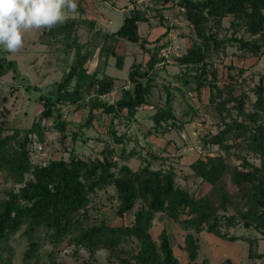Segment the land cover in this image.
Returning <instances> with one entry per match:
<instances>
[{
  "label": "trees",
  "instance_id": "trees-1",
  "mask_svg": "<svg viewBox=\"0 0 264 264\" xmlns=\"http://www.w3.org/2000/svg\"><path fill=\"white\" fill-rule=\"evenodd\" d=\"M77 4V14L64 24L37 31L36 40L48 56L47 66L62 73L40 92V115L27 126L0 120V175L9 183L0 200V264H56L63 245L72 247L83 264H108L97 257L99 251H105L106 260L115 264H180L168 221L183 232L181 248L187 264H211L200 253L203 231L224 240L245 241L251 264H260L256 259H264V252L258 251V238L231 235L229 229L242 225L264 233V75L252 89L255 97L251 99L244 85L247 79L242 78L245 68L230 63L227 82L220 85L212 58L227 45H235L242 58L264 53V0H181L190 27L189 43L185 53L171 58L181 67L176 77L182 85L164 86L166 99L163 104L154 103L149 132L165 134L199 116L191 103L181 115L176 114L174 90L184 99L187 89L197 97L207 89L208 103L218 120L216 130L208 131L201 145H217L219 153L205 154L190 164L192 176L209 184L197 194L178 183L175 167L167 164L166 157L150 151L148 157H141L135 149L127 152L124 135L113 126L109 132L114 144L106 143L93 157L71 152L68 159L33 161V146L45 142L47 131H57L64 144L69 136L76 140L79 128L92 126L103 114L111 120L121 113L134 118L151 104L157 66L167 59L162 50L169 41H150L140 31V24L149 21V11L124 12L121 25L111 31L88 16L86 0ZM155 16L165 22L162 10ZM225 18H229L226 30L230 34L221 36ZM83 26L93 30L85 42L79 35ZM121 41L138 45L148 58L132 61L130 86L122 85L120 97L109 102L102 98L114 87L115 77L105 68L111 56L117 67H123L125 55L118 52ZM150 42H155L153 47L148 46ZM6 53L0 52V77L18 72L16 60ZM95 54L97 63L90 71L88 64ZM65 105L87 107L85 122L72 125L64 115ZM118 143L122 145L119 153ZM134 156L142 158L136 168L129 163ZM109 188L113 189L109 198L117 201L116 216L130 217L128 223L95 217L93 212L99 210L95 197ZM158 213L167 223L155 236L152 228ZM18 232L28 244L16 263L10 239ZM219 264L234 262L226 257Z\"/></svg>",
  "mask_w": 264,
  "mask_h": 264
},
{
  "label": "rangeland",
  "instance_id": "rangeland-1",
  "mask_svg": "<svg viewBox=\"0 0 264 264\" xmlns=\"http://www.w3.org/2000/svg\"><path fill=\"white\" fill-rule=\"evenodd\" d=\"M130 3V0H86V11L89 17L97 18L98 21L110 30H116L122 23L124 17V9ZM169 0H163L158 4L153 3L149 7V21L140 24V31L147 36L150 41L160 39L158 43L169 41V46L162 50V53H168V60H164L158 64V74L155 79L157 85L151 96V104L145 105L137 112L134 118H127L125 113L116 116L111 120V116L103 114L101 117L93 121L92 126L81 127L78 129L76 140L69 136L64 144L59 139V133L55 130L47 131L46 140L43 144L36 143L33 146L32 159L36 163H45L51 158L68 159L71 152H75L81 156L93 157L100 153L106 143L114 144L109 129L112 126L119 135H124L127 152L135 149L139 151L141 157H148V152H153L160 157L167 158V164L173 165L177 173V180L181 186H185L195 193L206 191L209 187L208 183L203 184L202 180L192 176L190 164L198 157H204L205 154L217 155L219 153L218 146L212 145L203 147L201 138L208 133L216 130L215 123L218 120L213 112V108L208 103V91L203 90L200 97L194 95L191 90H185V98L183 99L177 90H174V109L179 116L188 109L187 104L191 103L198 109V114L193 121L183 125V128H175L171 131L160 134L149 132L153 121L152 114L155 112L154 103L163 104L166 99V90L164 86L169 84L182 85L176 74L179 73L181 67L174 63L171 55H181L186 52L188 46V36L190 27L184 15L178 12L177 8L170 5ZM158 10H162L165 22L161 23L159 16H155ZM105 13V16H104ZM77 11L75 12V15ZM96 19V20H97ZM111 19L112 23H108ZM224 29H221L220 35L230 34L227 31L229 18L222 21ZM169 26V27H168ZM216 29V28H215ZM93 30L88 26H83L79 30L80 39L85 42L91 35ZM37 31H29L24 35V46L17 53H9L0 48V52H7L10 59L16 60L18 72L15 75L10 71L0 77V120L5 119L10 124L20 123L27 126L31 124L34 117L40 115L43 110L42 104L38 100L41 91H46L54 80L61 76V71L55 70V67L47 66V57L43 54L44 46L36 40ZM155 42H150L148 46L153 47ZM118 52L124 54L123 67L116 65V58L111 56L108 60L106 72L115 77V85L112 90L103 95L102 99L109 102L116 101L121 94V87L126 83V87L130 86L127 81L130 65L133 60H146L148 54L138 45L128 41H121ZM95 56L89 62V70H93L96 66L97 59ZM214 67L219 69L220 85L227 82V73L230 63L239 67H244L243 77H246L245 88L249 90L251 99L255 95L253 88L259 82L261 76L264 75V53L259 56L239 57L238 50L235 45H227L225 50L219 49L215 51L212 58ZM40 90H37L38 88ZM250 108V105L248 106ZM88 108H76L74 105H65L63 112L68 121L72 125H79L85 122ZM49 123V122H48ZM69 129H73L72 126ZM116 151L119 153L122 145L115 144ZM134 156L129 160L130 165L134 168L142 165V158ZM117 158V157H116ZM235 162L238 159L232 157ZM250 159L255 163H259V159L251 156ZM160 160H155L154 166L159 167ZM9 187V183L3 182L0 175V200L3 198V189ZM113 193V189L99 192L96 197L98 211L93 212L95 217H106L114 223H128L130 217L120 218L115 214L117 201L109 198ZM158 213L154 219L152 228L153 234L156 236L163 226L167 223L165 219L160 217ZM168 227L174 238V251L180 259V264H187L184 250L181 248L183 243V232L174 222L168 221ZM231 235L257 237L258 251L264 252V233L254 228H245L242 225L231 227L229 229ZM201 255L209 258L211 264H219L226 257H230L234 264H251L253 259L248 257V244L243 240H224L220 239L205 231L200 234ZM10 244L14 247L16 263L22 258L23 250L28 244V239L18 232L10 239ZM82 253V252H81ZM83 254V253H82ZM83 256V255H82ZM97 257L101 261L108 264L105 251H99ZM256 262L264 264V259H256ZM56 264H83L82 257L76 255L72 247L62 246L60 257Z\"/></svg>",
  "mask_w": 264,
  "mask_h": 264
},
{
  "label": "clouds",
  "instance_id": "clouds-1",
  "mask_svg": "<svg viewBox=\"0 0 264 264\" xmlns=\"http://www.w3.org/2000/svg\"><path fill=\"white\" fill-rule=\"evenodd\" d=\"M77 7V0H0V48L19 52L25 33L62 25Z\"/></svg>",
  "mask_w": 264,
  "mask_h": 264
},
{
  "label": "built area",
  "instance_id": "built-area-1",
  "mask_svg": "<svg viewBox=\"0 0 264 264\" xmlns=\"http://www.w3.org/2000/svg\"><path fill=\"white\" fill-rule=\"evenodd\" d=\"M154 1L155 0H130V3L124 9V12L130 13L132 10H138L141 12L149 11V7L152 6ZM169 1L171 3L170 5H173L177 8L178 12L182 13V12L186 11L185 6L181 4V0H169ZM148 15H149V13H148ZM163 54L167 57L166 60L169 61L168 53L163 52Z\"/></svg>",
  "mask_w": 264,
  "mask_h": 264
},
{
  "label": "crops",
  "instance_id": "crops-1",
  "mask_svg": "<svg viewBox=\"0 0 264 264\" xmlns=\"http://www.w3.org/2000/svg\"><path fill=\"white\" fill-rule=\"evenodd\" d=\"M104 16H105V13H104ZM95 19H97V18H95ZM97 20H99V19H97ZM99 21H100V20H99ZM108 23H112L111 19L108 20ZM109 30H110V29H109ZM111 31H115V30H111Z\"/></svg>",
  "mask_w": 264,
  "mask_h": 264
}]
</instances>
